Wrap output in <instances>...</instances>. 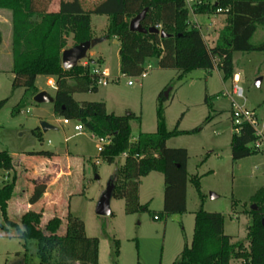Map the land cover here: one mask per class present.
Returning a JSON list of instances; mask_svg holds the SVG:
<instances>
[{
    "label": "trees",
    "instance_id": "obj_1",
    "mask_svg": "<svg viewBox=\"0 0 264 264\" xmlns=\"http://www.w3.org/2000/svg\"><path fill=\"white\" fill-rule=\"evenodd\" d=\"M50 2L0 0V9L12 12L13 91L23 87L27 95L35 96L40 91L37 86L39 76L55 77L54 114L64 119L78 120L84 129L97 138L109 140L99 154L109 164L120 163L110 181L114 186L112 198L125 201V212L134 214L147 210V206L139 200L141 178L156 171L163 174L165 182L162 215L185 213L189 153L186 148L168 147L167 141L200 129L180 130L178 121L175 129L168 130L163 92L157 97L156 131H141L135 139L131 127V120L135 117L133 114L119 116L108 113L104 102L76 100L75 93L96 92L99 86L97 77L90 73L91 59L87 65L80 63L71 69L63 67L62 51L66 47L67 37L73 35L74 45L93 39L91 16L107 15L109 24L105 38L116 37L120 41V71L125 77L141 75L146 61L157 58L162 69H174L181 74L196 69L209 72L217 69L222 73L223 80L229 81L235 77V52L264 53V39L258 43L252 41L258 29L264 28V0H202L192 9L185 0H99L89 7L83 0H60L58 10L48 11ZM145 9L147 12L142 26L145 29L156 26L168 33V37L130 30V21ZM191 13L225 16L224 26L218 30L214 45H208L200 27L190 22ZM2 41L0 29V45ZM218 97H205L210 110H214L213 101ZM4 103L5 100L1 101L0 108ZM24 106L23 98L16 105L14 114ZM211 118L212 115H209L205 122ZM34 133L39 140H43L40 128ZM259 138L256 128L250 123L233 125L232 161L236 163L262 153L255 146ZM124 153L125 157L122 156ZM155 153L158 157H155ZM29 154L51 156L53 153L36 151ZM13 168L11 154L8 151L0 152V169L11 171ZM16 179L14 175L0 187V215L4 221L0 222V227L9 225L17 229V237L24 242V264H28L29 242L33 240L36 241L38 264H99L100 240L87 235L81 218L68 213L63 234L59 232L62 220L58 216L49 219L44 227L41 226V212L35 210L24 213L19 223L10 219L8 202L12 198ZM191 181L199 191V177L193 176ZM45 192V183H35L30 204L38 203ZM253 200L257 209H251L253 218L247 231L248 247L245 242L236 241L225 233V219L221 213L200 208L195 213L192 241L185 243L172 264H230L233 259H241L246 264H264V187L258 190ZM113 243L114 253L118 256L119 241L113 239Z\"/></svg>",
    "mask_w": 264,
    "mask_h": 264
},
{
    "label": "rangeland",
    "instance_id": "obj_2",
    "mask_svg": "<svg viewBox=\"0 0 264 264\" xmlns=\"http://www.w3.org/2000/svg\"><path fill=\"white\" fill-rule=\"evenodd\" d=\"M83 1L89 7L99 0ZM59 2L60 0H51L47 10H58ZM215 15L217 14H200L197 17L204 33H207L210 24L219 27L225 23L223 14L216 18ZM106 23L105 15H92L93 36L105 30ZM0 29L3 33L0 45V103L5 100L0 108V152L8 151L13 157L14 165L10 177L8 171L0 169V187L16 175L19 180L18 189L26 190L28 196L32 195L35 186L33 178L41 181V170L36 169L33 172L31 167L39 164V161L34 162L39 159L23 160L22 156H31L29 153L36 151L59 150L60 161L65 165L68 163L72 168L71 175L64 178V189L68 193L66 198L70 196L71 207L67 202L59 232H65L70 211L81 218L88 236L98 237L100 240V264H172L179 257L185 243H191L195 213L200 208L221 213L225 219V233L236 241L245 242L248 247L247 231L253 218L251 209L252 205H256L253 197L264 187V151L236 163L232 161L231 107L235 102L254 110L260 120V129L264 132V53L235 52L234 71L240 76L237 80L224 81L222 73L217 69L211 72L196 69L181 74L174 69L160 68L157 58H150L145 63V68H148V64L152 65L145 78L140 75L124 77L120 71L118 47L112 40L108 39L90 49L79 64L90 59V52L102 49L105 59L103 66L113 76L120 78L106 86L100 85L96 92L77 94L76 100L104 102L108 113L119 116L133 114L135 117L131 120V127L135 139L141 131H156L157 97L161 92L164 95L168 92L164 102L168 130L175 129L178 121L180 130L200 129L192 134L172 137L167 142L168 147L186 148L189 153L185 213L162 215L164 176L160 172H154L144 180L142 187V205L147 206V210L127 214L125 201L112 198L113 213L110 216H101L96 213V206L120 163L109 164L103 161L97 149L99 142L93 138L94 134L86 129L83 133L76 130L80 123L78 120L57 122L53 116L52 103H36L34 96L27 95L23 87L13 91V31L10 10L0 9ZM263 39L264 28L260 27L252 41L258 43ZM205 40L211 45L209 39ZM215 42H212L213 45ZM74 43L71 34L67 37L65 49L74 46ZM129 80L134 82L133 85L128 84ZM236 83L243 89L241 97L233 91ZM37 85L46 89L50 95L56 93V90L48 86L44 76L38 77ZM214 95L219 97L213 101L212 111L205 103V97ZM23 98L25 106L14 114L16 105ZM209 115L212 118L205 122ZM42 121L54 122L57 129L43 132L40 127ZM38 128L43 133V140H39L34 133ZM67 151L71 152L72 157L65 155ZM97 159L100 160L99 164H96ZM193 176L200 179L199 191L191 181ZM58 185L53 190L59 191ZM212 193L216 197L211 198ZM39 207L38 203L35 208ZM50 213L51 211H45V221L59 216L56 213L50 216ZM155 215L160 219H155ZM10 219L19 223L14 216ZM0 222L4 223L1 215ZM45 225L42 221L41 226ZM17 234V229L13 226L0 227V264L25 263L24 242ZM113 239L119 241L118 256L114 253ZM29 245L27 263L38 264L36 241H30ZM230 264L246 263L241 259H233Z\"/></svg>",
    "mask_w": 264,
    "mask_h": 264
},
{
    "label": "crops",
    "instance_id": "obj_3",
    "mask_svg": "<svg viewBox=\"0 0 264 264\" xmlns=\"http://www.w3.org/2000/svg\"><path fill=\"white\" fill-rule=\"evenodd\" d=\"M199 15L200 14L191 13L190 14V22L192 24H196L198 27H200V29H201V31H202V33L204 35V38L205 39H209L211 45H213L212 42L213 41L215 42V40L217 39V32L216 31L219 28L223 27L224 24H221L219 27L217 25H215V24L213 26H212V24H210V26L207 28V33H204L200 23L197 20V17ZM105 16L107 17L106 28H105V30H102V31L98 32V34L97 33H96V35L94 34V38L105 37V31L107 30V27H108V24H109V17L107 15H105ZM218 16H220V14H217L214 17L216 18ZM103 22L104 21H102V23ZM99 23H101V22H99ZM214 23H215V19H214ZM91 32L93 33L92 16H91ZM107 40L108 39L105 38L104 41L101 42V43H104ZM110 40H112V43H114L118 47L117 51H118V54H119L120 41L116 37L110 38ZM103 55L104 54H103L102 49L100 51H92V52H90V57L89 58L92 60L91 64H97V65L107 69L109 71L111 77H118V76H113L111 71L108 68L103 66V64L105 63V59H104ZM119 58H120V56H119ZM148 65H151V64H148ZM122 76H123V74H122ZM239 76H240L239 73H235V77L232 80H237L239 78ZM44 77L47 78L48 86H50L54 90H56L55 77H53V76H44ZM38 88H39L40 91H43V90L47 91L46 89H43L40 86H38ZM77 94H81V93H75L74 94V98H75V96ZM52 96H54V95H52ZM53 116L55 118V121L61 122L63 120V122H64V118L57 117L56 115H54V113H53ZM49 123L55 126L54 122H52V121L50 122L49 121ZM56 129H57V127H56ZM93 138L96 139L99 142L98 138L95 135H93ZM49 143H51V140H49ZM98 146H99V144H98ZM58 151L59 150L50 151V152L53 153L51 156H44V155H31V156L30 155H28V156L27 155H23L22 156L23 160H26L28 158L39 159V160L34 161L36 163H37V161H39V164H34L33 167H31V169H32L33 172H34V170L36 171V169L41 170V173L39 174L40 177H41L39 179H41V181L33 178V184H35V183H45L46 184V192L44 193V195L41 198V200L38 202L40 207L39 208H35L38 203L33 204V205L30 204L29 199H30L31 195H29V196L26 195L27 191L24 190V189H22V190L18 189L19 180H18V177L16 176L17 179H16V185H15V188H14V192H13L12 198L8 202V214H9L10 218H12V216H14L17 221H20V219H21V217H22V215L24 213H26L29 210H35L37 212H41L42 221L45 222V223L48 222V221H45L43 219V217L45 215V211H51V213L49 214L50 216L53 215V213H56L57 215H59L58 217L61 218L62 221L64 220L62 215H64V213H65V207H66L67 202H69V206L71 205L70 204L71 203L70 196L68 197V199L66 198L68 193L64 189V178L71 175L72 168H71V166L68 163L65 165L64 162L62 163V161H60V158H59L60 153ZM262 154H264V153H262ZM65 155L68 156V157H72L71 152H68V151L65 153ZM241 161H242V159H241ZM99 163H100V160L97 159L96 160V164H99ZM122 163L123 162H121V164ZM11 171H8L9 172L8 173L9 177L11 176V174H10ZM154 172H156V171H154ZM154 172H151L147 176L141 178V184H140V189H139V200H140L141 204L143 203V199H142L143 182H144L145 179H147L149 176H151L152 173H154ZM36 174H38V173L36 172ZM57 184H59L58 185L59 189H60V190L58 189L59 191H57V189L53 190L54 187ZM33 188H34V186H33ZM70 213L72 214L71 211H70ZM85 229H86V225H85ZM86 233H87V231H86ZM99 264H100V262H99Z\"/></svg>",
    "mask_w": 264,
    "mask_h": 264
},
{
    "label": "water",
    "instance_id": "obj_4",
    "mask_svg": "<svg viewBox=\"0 0 264 264\" xmlns=\"http://www.w3.org/2000/svg\"><path fill=\"white\" fill-rule=\"evenodd\" d=\"M147 12V9L142 11L140 14H138L136 17H134L130 21V30L140 33H158L161 35L162 38L168 37L169 34L166 33L163 30L158 29V27L153 26L149 29H145L141 22L145 17V14ZM105 37L100 38H93L88 41H84L82 43H79L77 45H74L70 48L64 49L62 51V65L65 69H71L74 68L79 64L81 60L86 58V55L88 51L92 48H94L97 44L103 42ZM165 97H168V92H165ZM55 100V97L50 95L47 91H39L34 96V101L36 103H53ZM40 127L43 132H48L50 130H56V126L46 122L42 121L40 123ZM113 183L111 181L108 182L107 189L101 196L97 206H96V213L101 216H110L113 211L111 208V200H112V192H113ZM216 197L213 193L211 194V198ZM252 209H257L256 205H252ZM262 225L264 227V217L262 218Z\"/></svg>",
    "mask_w": 264,
    "mask_h": 264
},
{
    "label": "built area",
    "instance_id": "obj_5",
    "mask_svg": "<svg viewBox=\"0 0 264 264\" xmlns=\"http://www.w3.org/2000/svg\"><path fill=\"white\" fill-rule=\"evenodd\" d=\"M187 6L192 9L193 5L195 4H200L202 3V0H185ZM83 65H87L88 62L85 61L84 63H81ZM90 65V73L94 74L97 77V85H103L106 86L108 85L110 82L113 81H117L120 77H111L109 71L97 64H89ZM152 66L148 65V68H145V70L143 71V73L140 75L142 78H145L148 74V70L151 69ZM124 76V75H123ZM133 81L129 80L128 84L129 85H133ZM234 93L237 96H243V89L238 85V83H236L234 85ZM231 114H232V119H233V125H241L244 122H248L251 125H253L256 130H257V134L259 135V140L255 143V146L260 150V151H264V132L260 129V120L259 117L257 115V113L254 110H250L247 109L243 106H240L238 104H236L235 102L232 103V107H231ZM69 119H64L65 122H67ZM76 130L79 132H83L84 126L82 125V123H79L76 126ZM99 140V146H98V150L100 151L103 148V145L108 143V139L105 138H98ZM125 153L122 155L123 157H125ZM155 157H158V154L155 153L154 154ZM158 217L156 216L155 219H157Z\"/></svg>",
    "mask_w": 264,
    "mask_h": 264
}]
</instances>
